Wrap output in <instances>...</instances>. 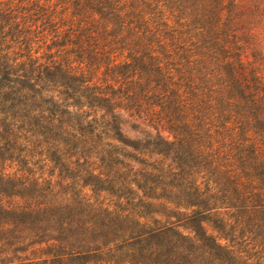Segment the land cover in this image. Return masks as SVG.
Wrapping results in <instances>:
<instances>
[{
	"label": "trees",
	"instance_id": "obj_1",
	"mask_svg": "<svg viewBox=\"0 0 264 264\" xmlns=\"http://www.w3.org/2000/svg\"><path fill=\"white\" fill-rule=\"evenodd\" d=\"M13 262L264 264V0H0Z\"/></svg>",
	"mask_w": 264,
	"mask_h": 264
},
{
	"label": "rangeland",
	"instance_id": "obj_2",
	"mask_svg": "<svg viewBox=\"0 0 264 264\" xmlns=\"http://www.w3.org/2000/svg\"><path fill=\"white\" fill-rule=\"evenodd\" d=\"M65 165V167L67 168V171L63 173V175L67 174L69 176H72V179L78 180L81 176H85L87 177V171H91L93 168H96L97 166L101 165L99 163V161L95 158V157H90L88 159L83 158L82 156H73L70 157L69 160H67L66 162L63 163ZM50 169H54V176H57V169L61 167L60 164L58 163H53V164H48L44 165L42 163L35 165V170L38 172H43L45 171V169H47L44 174L45 176L48 174V170ZM80 176V177H79ZM90 187L87 186L85 187V191L88 194L92 195V191L89 189ZM80 186H74L71 190V196H73V198H78V193L80 191ZM94 195V193H93ZM74 201V200H73ZM76 201V200H75ZM76 203L73 202V205H75ZM77 205V204H76ZM42 245H35V248L40 247ZM16 262H13V264H15ZM25 264H34L33 262L30 263H25ZM43 264V263H41ZM46 264V263H44Z\"/></svg>",
	"mask_w": 264,
	"mask_h": 264
}]
</instances>
